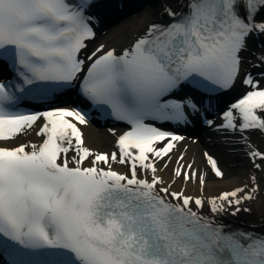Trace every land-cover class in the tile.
<instances>
[{
    "label": "snow or ice",
    "instance_id": "6c2138e0",
    "mask_svg": "<svg viewBox=\"0 0 264 264\" xmlns=\"http://www.w3.org/2000/svg\"><path fill=\"white\" fill-rule=\"evenodd\" d=\"M91 6L92 0H0V58L24 69V84L69 85L84 72V94L132 126L119 137V157L93 152L77 126L87 123L81 110H10L19 99L12 89L24 88L0 83V250L9 264H264V234L225 231L193 210L203 209L204 199L170 191L171 185L157 188L164 181L149 154L163 159L182 137L171 135L157 148L170 134L145 123L179 120L185 105L195 107L164 99L184 81L234 82L247 38L264 34V0H182L179 11L164 9L169 20L153 23L128 48L100 46L82 57L85 41L95 36ZM244 83L252 90L231 107L241 129H264V87L251 75ZM45 91L37 86L28 94ZM41 115L47 121L37 132L41 143L8 146ZM226 116L234 119L232 111ZM251 155L264 161V153ZM208 162L223 178L216 161ZM113 163H127L128 171L113 170ZM138 167L150 170V181L138 176ZM190 170L175 168L174 175L188 181L196 177ZM256 191H226L209 202V211L239 205Z\"/></svg>",
    "mask_w": 264,
    "mask_h": 264
},
{
    "label": "bare ground",
    "instance_id": "6f19581e",
    "mask_svg": "<svg viewBox=\"0 0 264 264\" xmlns=\"http://www.w3.org/2000/svg\"><path fill=\"white\" fill-rule=\"evenodd\" d=\"M181 4L182 0H156V2L146 3L142 7L136 4L134 9L142 12L141 17L136 15L103 30L98 40L92 44L91 51L100 46L105 49L114 48L117 51L128 48L153 23H161L167 17L164 11L165 8L179 11ZM252 60L255 63L258 62L254 57ZM240 85L241 82L239 81L235 88ZM35 131L36 129H33L23 137L8 143V146H17L29 142L40 143L42 139L36 136ZM83 132L84 146L90 150L100 153H110L117 150L115 146L116 139L112 135H107L92 125L83 127ZM230 142L232 143L231 145L223 144L222 149L227 153L232 166L228 178H225V176L223 178L216 177L214 170L204 158L203 153H199L195 146L178 143L177 148L172 153V159L170 160V157H168L157 165L158 171L156 175L164 181L163 184L157 185V188L171 185L170 190L204 199L206 206L201 214L214 218L216 221L264 228V161L251 155L252 152L264 153V132L254 128L246 134L233 136ZM236 150L237 153H235ZM71 156L72 154L69 155L70 158ZM181 156L183 159L180 161ZM243 157H247L249 162ZM168 161L167 168H164L163 165ZM189 164H192L191 170L196 173L195 178L185 182L181 179L182 177L175 175L173 177L175 168L186 167ZM240 164L241 166L246 165L244 176H242L239 168ZM112 165L115 169L125 171L123 166L115 163ZM256 165H259V167H256ZM201 177L205 181L204 187L199 184ZM253 177L255 178L254 180ZM142 178L150 181L152 176L146 173L142 175ZM193 180L197 182L193 183ZM256 187H258V191L253 193L252 199L243 200L239 205H225V210L218 214L209 211L207 202L222 195V193L235 190L236 188H244L245 192H249ZM240 195H243V193Z\"/></svg>",
    "mask_w": 264,
    "mask_h": 264
}]
</instances>
